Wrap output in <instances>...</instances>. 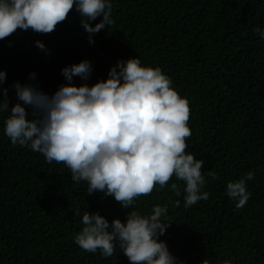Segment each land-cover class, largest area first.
Wrapping results in <instances>:
<instances>
[{
	"label": "trees",
	"instance_id": "16d2710c",
	"mask_svg": "<svg viewBox=\"0 0 264 264\" xmlns=\"http://www.w3.org/2000/svg\"><path fill=\"white\" fill-rule=\"evenodd\" d=\"M112 5L114 23L94 34V43L75 9L50 34L19 30L0 40L9 108L17 102L14 82L37 84L51 95L67 83L61 70L83 59L92 65L89 85L107 79L118 60L138 56L142 64L160 66L190 101L188 150L204 159L205 174L215 171L218 179L206 175L202 191L210 195L191 207H184L185 185L175 176L133 207L147 215L154 205H168L173 222L160 239L178 264H201L205 258L212 264L217 259L264 264V39L254 32L257 26L264 31V0H112ZM73 82L84 81L77 76ZM25 107L31 118L32 109ZM9 115L0 113V264H129L118 248L104 258L82 250L74 236L85 210L111 222L125 220L130 209L102 192L87 194V183L72 181L65 165L14 146L4 133ZM249 171L255 173L247 181L251 196L237 209L226 185ZM177 199L180 207L173 205Z\"/></svg>",
	"mask_w": 264,
	"mask_h": 264
},
{
	"label": "clouds",
	"instance_id": "9594fccd",
	"mask_svg": "<svg viewBox=\"0 0 264 264\" xmlns=\"http://www.w3.org/2000/svg\"><path fill=\"white\" fill-rule=\"evenodd\" d=\"M75 9L81 26L93 36L114 23L112 0H0V40L19 30L50 34L66 21ZM102 19L94 25L91 21ZM261 39L264 31L254 29ZM36 46L46 50L37 40ZM67 83L49 95L37 84L16 81L13 87L17 102L9 108L7 73L0 68V113L10 112L4 133L11 143L41 153L51 164H63L71 180L87 183V194L102 192L111 196L123 209H130L126 219L111 222L99 212L84 211L82 228L74 241L85 252H100L104 258L117 254V248L129 264H178L167 242L160 237L171 226L168 205H154L147 215L135 210L139 197L150 195L159 185L164 189L175 176L185 185L184 207L207 200L202 191L206 175L218 179L215 171L204 172V159L188 150L190 101L181 96L173 81L160 66L141 63L138 56L118 60L109 69L107 79L89 85L92 65L88 59L65 66ZM83 83L77 85L74 77ZM30 73L29 79L35 80ZM25 106L32 109L31 118ZM249 171L229 181L226 192L243 208L251 192L247 181L254 179ZM177 197L181 190L171 184ZM179 199L173 201L180 207ZM79 216L80 211L73 209ZM201 264H212L203 259ZM215 264H232L231 259H217Z\"/></svg>",
	"mask_w": 264,
	"mask_h": 264
}]
</instances>
